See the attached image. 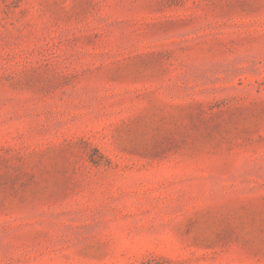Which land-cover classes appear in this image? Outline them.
Returning a JSON list of instances; mask_svg holds the SVG:
<instances>
[{
    "label": "rangeland",
    "instance_id": "374dc122",
    "mask_svg": "<svg viewBox=\"0 0 264 264\" xmlns=\"http://www.w3.org/2000/svg\"><path fill=\"white\" fill-rule=\"evenodd\" d=\"M0 264H264V0H0Z\"/></svg>",
    "mask_w": 264,
    "mask_h": 264
}]
</instances>
